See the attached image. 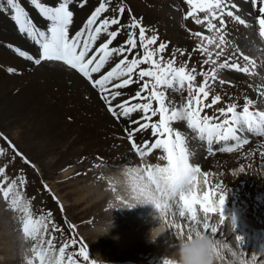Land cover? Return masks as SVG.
Returning <instances> with one entry per match:
<instances>
[{"label": "snow or ice", "instance_id": "1", "mask_svg": "<svg viewBox=\"0 0 264 264\" xmlns=\"http://www.w3.org/2000/svg\"><path fill=\"white\" fill-rule=\"evenodd\" d=\"M246 2L257 13L254 18L252 12L241 14L235 0H184L188 10L183 19L191 18L205 31L191 33L200 42L187 53V60L179 61L177 56L186 54L183 49H176L167 59L162 55L155 58L157 53L165 52L167 44L161 42L158 48L150 49L157 43L158 35L148 36L141 20L135 17H131L129 24H123L126 11L123 3L112 7L111 0H100L85 24L74 34L70 33V25L74 22L70 6L76 3L84 7L87 0H57L55 6H49L43 0H30V4L48 22L46 30L33 23L21 0H0V12L10 14L19 32L39 47V54L35 57L14 49L20 57L36 66L44 62H59L80 73L99 91L114 118L118 121L128 119L130 126L125 128V132L136 156L143 160L154 150L162 153L157 159L166 161V164H142L128 169L126 175L131 182V199L153 204L169 230L176 229L177 233L183 234L192 227H202L206 234L211 233L218 238L223 229L215 224L214 217L219 215L222 226L229 189L222 180H211L209 171L202 169L193 158L198 148L205 149V159L220 153L239 155L243 146L251 143L247 134L264 138V107H257V104H264V71H261L264 69V0ZM110 7L115 15L101 18ZM230 25L236 28L237 33L240 32L239 26L245 29L242 38L255 54H250L235 40ZM122 34L125 39L114 45ZM102 37L106 39L102 40ZM194 53H199L202 59L188 68ZM195 64L200 65L199 73ZM141 65L150 66L145 68ZM224 70L243 73L250 80L256 78L255 83H248V87L257 94L256 99L246 93L237 95L225 91L223 86L226 83L231 85V82L222 78ZM8 71L14 72L15 69ZM94 74L97 75L94 77ZM197 75L203 76L200 84L194 83ZM217 83L220 91L215 86ZM134 84L138 86L134 95L118 99L126 95L123 90ZM241 99L243 103H240ZM206 110H212L211 114ZM133 114H139V117L132 119ZM155 117L158 119L154 120ZM177 123H183L187 131L175 127ZM131 125L137 126L132 128ZM149 130L148 137H142L140 141L134 139L136 134ZM16 154L21 155L18 151ZM257 155V166L264 170V151H258ZM252 164L253 160H248L247 164L241 162L240 173L246 174L247 167ZM6 167H0V175L4 176L0 180V193L13 211L21 213L20 231L25 241H34L25 250L28 253L24 256L25 264H96L82 237L69 234L59 247L54 243L55 236L44 239L49 223L52 224V232H63V229L51 220V211L33 215L31 202L24 199L20 190L25 179L17 177L8 182ZM201 176L206 186L203 192L198 189ZM111 190L116 192L115 187ZM116 199L124 206H131L124 196L117 194ZM175 209L179 210L180 223L174 219L177 215ZM170 216L173 219L170 220ZM232 224L234 230L233 221ZM70 227L73 233L78 230L75 224ZM177 233L174 234L178 242ZM236 240L241 246L242 237L236 236ZM224 246L227 248L229 244L224 242ZM73 248L74 251H66ZM239 255L241 264H264V253L259 258L256 254L246 258L244 251ZM163 264H169V261L163 260Z\"/></svg>", "mask_w": 264, "mask_h": 264}, {"label": "rangeland", "instance_id": "2", "mask_svg": "<svg viewBox=\"0 0 264 264\" xmlns=\"http://www.w3.org/2000/svg\"><path fill=\"white\" fill-rule=\"evenodd\" d=\"M115 1H124V0H111L112 7L118 5L113 3ZM145 1L147 2L146 4L143 0H135L136 3L135 4L133 2L131 3L128 0V2L130 3L128 5L132 9L133 13L145 25L146 23L150 25L151 23L157 20L160 24H163L165 21L171 23L172 25L174 23L176 24L178 20L177 16H180V13H182V6H184L183 3L180 5V2L177 0L175 1L168 0L169 5L166 3L167 0H145ZM235 1H236L235 3H237L241 8L242 13L244 11H248L249 8L248 9L245 8V2H246L245 0H239V1L235 0ZM46 3L49 6H55L57 0H52V1L46 0ZM172 5L177 6V11L180 12L179 14L172 10L166 13L167 10L173 9ZM72 7L73 8H71L70 10L74 12L77 9V7H75V4H73ZM138 7H140L146 12H143ZM151 7H153L155 11L151 10ZM83 9H86L85 12H88L89 7L85 5L84 7L78 8L80 12H82ZM110 10L111 7L108 11L109 13ZM26 11L28 12L29 10L27 9ZM79 11L76 12V16L79 15ZM110 15H112V13H110ZM29 17L31 18L34 24H40L42 26L41 30H46L48 25L46 19H45L46 22H40L37 21L36 17L32 15H29ZM14 24L15 22L11 20L10 14H8L7 12H0V32L5 34V32L8 29H12V31L15 32L17 36L18 35L20 36V37L18 36V38L20 39L19 41L22 42V44L21 43L18 44L14 42V40H11L10 38H6L7 40H5L0 37V44L5 43L4 46L0 45V51H4L11 55H15L19 57V55L14 53L13 50L11 49L10 45H13V46H18L23 51L29 53L34 52L35 54H37L38 49L33 45V42L29 38H27L25 34H21L18 28H12V25ZM78 26L79 24L74 19L73 24L70 25V33H73L78 28ZM156 26L152 24L150 29L151 31L150 33L147 32V35L148 36L151 34L158 35V39H160L161 35L157 33ZM195 26L196 24L190 22L189 28H194ZM198 26L199 28L193 32L205 31L202 25H198ZM165 29H167L166 26ZM184 31H186L185 33L190 32V30H187L186 28H184ZM165 36H167L166 40L170 44H173V46H177V44L175 45L176 43L175 38L177 36V33L172 32V28L171 30L168 29L166 30ZM185 38L191 40L190 41L191 44L199 41V38L194 37L192 34L187 37L185 36ZM121 40L122 39L119 36L117 39L118 44L120 43ZM117 42L114 41V45L117 44ZM6 43H9L10 45ZM21 45H24L25 47ZM157 46L151 45L150 49H156ZM175 50H176L175 48L170 46L168 50H165V53H157L156 58L158 59L159 56L162 55L165 57V59H167L170 56L169 53L166 52H173ZM200 59H202V57ZM23 60L28 61L25 58ZM192 61L196 62L193 59ZM29 63L32 62L30 61ZM54 63H59V62H44L43 64L45 66L53 67ZM199 66L200 65L198 64V67ZM33 67H37V66H33ZM64 67L67 68V66ZM188 67L192 68L193 65L188 64ZM10 68L15 69L12 68L11 66L0 64V70L5 73H9L8 69ZM51 69L52 68H49L48 71L53 70ZM67 69L69 70V68ZM70 71L74 72L75 74H78L74 70L70 69ZM14 72H17V70L15 69ZM56 73L59 72L56 71ZM221 74L227 76L228 79L229 78L232 79L231 77L226 75L224 71ZM197 79L198 78H196V80ZM83 81L87 84L86 80ZM227 84L228 83H226L225 85ZM67 85H70V83H67ZM215 86L217 89H220V85L218 83ZM223 89L226 90L225 86H223ZM53 90L56 89L54 88ZM17 91L18 90L16 91L14 90V93H17ZM130 94L131 92H127L126 96H129ZM57 97L59 96L57 95ZM4 100L6 101V98ZM64 101L65 104L58 103V107L55 109V113L51 114L49 111L46 112L47 114H50L49 124L50 123L53 124V128H54L53 130L55 132L57 131L56 132L57 136L54 135L52 136V134H48L47 131L49 125H45L41 123L40 120H38L40 124L35 122L34 124H32V126H29L31 127L30 129L21 132L19 127L22 126V122L24 121L23 117H28L29 119V117L32 116L31 113L23 112L22 114H19V112L11 110L13 112L12 113L9 112V114L7 113L6 114L7 116L5 115V117L4 115H0V121L9 120L7 122L6 121L4 122L5 126L9 128L8 131H6L0 124V128H2L6 133L5 135L9 138L12 137L14 139L13 142L14 145L20 147V151L28 159L34 162V167L29 166L26 163H23L20 160V158L16 157L12 152H10L6 148V146L0 141V149H3V152H0V167H4L6 165L7 166L6 168H9L8 170H6L5 173L9 178L8 182H10L12 179H15L17 177H23L25 179L26 182L23 185H21L20 190L22 191V195L24 199L26 201L31 202V210L34 216L46 214L48 211H51L52 213L55 212L53 216H55L56 218L57 226H64L66 228L65 237H60L57 233L52 234V237L55 236L54 243L56 244V246L61 244L63 240L68 239L69 234L76 235L82 237L91 247L94 255H90V256L93 259H95L96 257V260L102 258L107 262L109 261L116 262L115 259H121L122 257L125 256L127 257L128 255L130 256V252H128L127 255L116 254L117 247L114 245L113 237L110 236L111 237L110 238L108 234L112 233V231H116L122 228V226L125 225L124 223L131 222L130 220L132 219L131 217H133L132 215H134L133 210L135 209V207L132 209L113 210L114 207L118 208L122 206V204L116 199L117 194L128 198L129 203L131 204L129 196H127L124 193L126 195L125 196L121 192V190L123 191L124 186H123V182L120 181L118 174L122 168L121 169L117 167L112 168V165L110 164L111 163L110 159L113 158L112 155L113 152L110 151L109 147L98 144V142L95 140V137L91 135L90 132L82 131L83 134L78 136L76 143L74 144L69 143L70 142V138L68 136L69 131H75L78 130V128H75V130L71 128L73 118L72 116H69V114L66 112L67 105H72L73 102L69 98L67 99L66 94ZM59 122L61 123V125ZM63 122L67 123V125ZM13 132H15L16 135H18V140H16L13 137ZM65 134L67 137L65 136ZM71 136H75V135H71ZM6 154H8V156ZM132 156L135 157L136 159L137 158L140 159L134 154ZM97 164H100L101 166L97 167L96 166ZM65 173H67L68 175ZM100 177L103 178L101 179ZM0 179L3 180L4 176L0 175ZM44 180H46V185L50 187L49 189L47 188L46 189L51 190V188L53 187L54 190H56V192L59 194L60 202L66 205L63 206L64 209L63 212H61V207L59 210L56 208L55 201H51L50 196H48L47 192L44 190L45 188L43 184ZM4 186L6 187V184ZM112 187H115L116 192H113L111 190ZM238 188L244 190L246 193L247 192L251 193L252 196H255V199H248V198L245 199V201L248 204L247 207L248 209H246L248 211L247 214L249 217H251L250 220H253L255 218L254 219L256 221L254 224L255 228L257 227V229H264V227H260V226H264V222L260 220L262 219L260 217H264V186L261 188H257L255 185H253V183H251V185L250 184H248V186L245 185V189L242 188L241 185H238ZM80 190H82V192H84L85 195H89L82 201L76 200V197L79 195L78 193H80ZM50 195L52 197V194ZM232 195H236V194L232 193ZM109 205H112V208H109ZM136 209L138 210V207ZM154 211H158V210L154 208ZM258 212L261 215L259 218H258L259 216ZM20 215H21L20 212L12 210L10 203L5 201L3 198V194L0 193V264H25L24 256L28 254L26 253L25 250L34 243V241L32 240L25 241L24 237L23 236L21 237V234L18 230L19 224H21L19 219ZM154 215H156V213H154ZM245 218L249 219L247 217ZM134 221L136 222L138 221V219L137 218L135 219L134 217ZM72 224H75L77 226L78 230L75 233L72 232V229L70 227ZM249 227L252 228L251 226ZM108 228H110L108 233L103 235ZM119 231L121 232L122 229H120ZM135 231H138L140 233L139 239L141 238L140 240L143 241L144 237H146L144 235V230H142L141 232L139 226L138 230L136 228ZM44 239L45 240L49 239L48 232L44 234ZM165 242L166 241H164V243ZM141 245H144V243L141 242ZM149 249L150 248L146 249L145 251H148ZM74 250L75 249L73 248V249H68L66 251H74ZM131 257L132 258H128L127 260L132 261L136 259L135 255H131Z\"/></svg>", "mask_w": 264, "mask_h": 264}, {"label": "bare ground", "instance_id": "3", "mask_svg": "<svg viewBox=\"0 0 264 264\" xmlns=\"http://www.w3.org/2000/svg\"><path fill=\"white\" fill-rule=\"evenodd\" d=\"M245 8L246 9L249 8L248 11L243 10L244 12L241 13L245 14L252 12L253 13L252 18H254V16L257 13H255L254 10L249 6V3L245 2ZM182 11H183V6H182ZM183 25L190 27L189 19L185 20L181 18L180 28H179V19L177 20L176 24L174 23L173 25L167 22L166 28L168 30H171L172 28V32L177 33V36L175 38L176 41L175 45L177 44V46H173V44H170L166 40V44H167L166 50H168L170 46H172L175 49H183L185 50L186 53L185 56L187 57V53L192 52L193 47L190 45V42L185 38L186 31H184L185 26L183 27ZM229 27L231 28L235 40L238 43H240L242 47L247 48L250 54H255L254 49L250 45H248V43L244 41L242 38V33L245 32V29H243L242 26H239L240 32L237 33L235 27H233L232 25H230ZM8 30L7 31L5 30L6 31L5 34L0 32V37L5 40H7L6 38H10L11 40H14V42L18 44L19 43L22 44V42L19 41L20 40L18 38L19 35L17 36L16 33L12 31V29H8ZM253 38H254V34H253ZM161 42L164 41H160V43ZM157 45H159V43ZM21 46L25 47L24 45ZM192 59L194 61L199 60L200 59L199 53H194ZM0 64L11 66L12 68H15L17 70V72H9V73H5L0 70V115H4L5 117L7 113L9 114V112L12 113L13 111L19 112V114H22L23 112L31 113L32 116H30L29 119L28 117H23L24 121L22 122V126L19 127L21 132L30 129L31 127L29 126H32V124H34L35 122L39 124L41 122L45 125H49L47 131L48 134H52V136L53 135L57 136L56 133L57 131L55 132L53 130L54 129L53 124L51 123L49 124L50 114H47L46 112L49 111L51 114L55 113V109L58 107V103L65 104L64 100L66 94L67 99L69 98L73 102L72 105H67L66 107V112L69 114V116H72L73 118L71 125L72 127L71 126L70 127L74 130L75 128H78V130L69 131L68 133V136L70 138L69 143L71 144L76 143L78 136L83 134L82 133L83 131V132H90L91 135L95 137V140L98 142V144L109 147L110 151L113 152L112 154L113 158L110 159L111 160L110 164L112 165V168L114 167L115 168L117 167L119 169L122 168L121 171L119 170L120 172L118 171L119 179L121 182H123V186H124L123 191L121 190L122 187L120 190L123 194L125 193L127 196H129L131 203H136L137 201L132 200L130 197L131 182L129 176L126 175V172L128 171L129 168L138 167L142 164L147 165V164L160 163L162 165L163 161H160L157 158H155V154H157L158 156L159 154L162 153H159L158 150H154L152 154L144 157L143 160L138 158L136 159L135 157H133L132 156L133 153L127 144V135L122 132V128L130 126L128 119L121 118L119 121L118 120L114 121L112 117H110L109 114L105 111L103 103L97 99L96 91L92 89L89 86V84H86L83 81V79L78 77L77 74L70 71V69L68 70L63 65L59 63H54L53 67L45 66L44 64H42L41 66L33 67L31 63L21 59V57L19 58L15 55H11L4 51H0ZM49 68H52L53 70L51 69L52 71H48ZM56 71L59 73H56ZM261 71H264V69H261ZM224 73L229 77H231L233 80L232 85H226L228 93L230 94L235 93L237 95H240L241 93H246L249 97L256 99L257 94L251 88L248 87V83L249 82L255 83L256 78H252L250 80V78L247 77L245 74L237 73L235 71L224 70ZM67 83H70V85H67ZM137 87L138 86L134 84L130 86L128 89H125L123 91L126 94L127 92H131L132 94L133 91L137 89ZM54 88L56 90H53ZM14 90L15 91L18 90L17 93H14ZM217 91H220V89H217ZM57 95L59 97H57ZM172 95L176 96L175 93H173ZM125 97L127 96L125 95L123 98ZM5 98L6 101L4 100ZM123 98H118V99H123ZM176 98L178 99L179 97L176 96ZM113 103H116V101H113ZM240 103H243L242 99L240 100ZM257 107H264V104H257ZM138 117L139 114H133L131 118L136 119ZM38 120H40V122H38ZM5 121H0V124L6 131H8L9 128L5 126L4 124ZM65 124L67 125V123ZM182 125L184 124L177 123L174 126L182 131H186ZM15 132H13V137L16 140H18V135H16ZM71 135H75V136H71ZM149 135H150L149 131L138 133L134 136V139L136 141H140L142 137H148ZM247 135L251 137V143L249 145L243 146V149L241 150L239 155L235 153L232 154L220 153L217 154V156L214 158L209 157L205 159V155H206L205 149L198 148L196 150V154L193 160L194 162L199 163L202 166V169L209 171L211 180L214 181L222 180L227 185L228 189H232V188L235 189L236 184L239 182H244L245 185L247 186L251 182L257 188H261L264 186L263 185L264 170H262L260 167L257 166L259 164V158L257 152L264 151V138L252 136V134L250 133ZM246 153L248 154L247 159H244V155ZM248 160H253V164L247 167L246 174H241L239 171V165L241 162L247 164ZM203 186H204L203 177L201 176L199 177L198 187L199 189H201ZM78 194L79 195L77 197L75 196L76 200L78 201H82L87 196H89V195H85V193L82 192V190H80V193ZM137 207H138L137 212L143 214V217L141 219H138V221L135 222L134 217H131L132 218L130 220L131 222L124 223L125 225L122 226V228H120L122 229L121 232L119 231L120 230L119 229L116 231H112V233L108 234L109 237L110 236L113 237L114 245L117 247L116 254L127 255L128 252H131L133 247H137L141 251L146 250V249L144 250L143 247H148L150 248L149 250L151 253H153L155 250H158L159 252L169 254V251L172 250L171 251L172 254L175 248L178 246L176 235L174 234L177 233V230L176 229L169 230L167 225L164 224L162 227L159 228V232H160L159 237L155 240L154 243L150 242L148 239L150 230L159 225V220L155 218L158 216V213L154 215L155 207L151 203H147L144 205H137L135 209ZM258 215L259 218L261 215L260 213ZM244 216L246 217L248 216V214L246 213L244 214ZM260 218H262L260 220L264 222V217H260ZM169 219L171 220L173 218L170 216ZM174 219L176 220L177 223H180L179 220L180 218L178 213ZM254 219L253 220L246 219L247 222L249 223V226H251L252 228H255L254 224L256 221ZM139 226H140V231L142 232V230H144V235L146 236V237L143 236L144 237L143 241L140 240L141 238L139 239L140 233L138 231H135L136 228L138 230ZM248 231L252 232L251 230ZM259 236L264 240V236H262L260 233ZM164 241L166 242L164 243ZM141 242H143L144 245H141ZM136 244L140 245L141 247L137 246ZM229 245L234 249V247L231 244Z\"/></svg>", "mask_w": 264, "mask_h": 264}, {"label": "clouds", "instance_id": "4", "mask_svg": "<svg viewBox=\"0 0 264 264\" xmlns=\"http://www.w3.org/2000/svg\"><path fill=\"white\" fill-rule=\"evenodd\" d=\"M144 204L147 203L137 201L131 203V206L122 205L118 208L114 207L113 210L132 209L137 205ZM155 218L159 220V225L150 230L148 237L149 241L153 243L160 235L159 228L166 224L159 212ZM110 228L103 235L107 234ZM177 236L178 246L170 256L163 258V260L169 261V264H241L239 252L230 245L226 248L223 240L214 237L211 233L206 234L202 227L199 229L192 227L183 234L177 233ZM233 252H236L237 255L233 256ZM95 262L96 264H107L102 258ZM246 264H250V262H246Z\"/></svg>", "mask_w": 264, "mask_h": 264}]
</instances>
